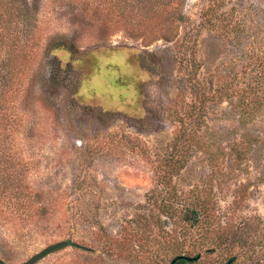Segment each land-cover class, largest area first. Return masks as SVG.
Masks as SVG:
<instances>
[{
    "label": "rangeland",
    "instance_id": "1",
    "mask_svg": "<svg viewBox=\"0 0 264 264\" xmlns=\"http://www.w3.org/2000/svg\"><path fill=\"white\" fill-rule=\"evenodd\" d=\"M64 241L264 264V0H0V264Z\"/></svg>",
    "mask_w": 264,
    "mask_h": 264
},
{
    "label": "water",
    "instance_id": "2",
    "mask_svg": "<svg viewBox=\"0 0 264 264\" xmlns=\"http://www.w3.org/2000/svg\"><path fill=\"white\" fill-rule=\"evenodd\" d=\"M72 243L70 241H64V242H60L57 243L55 245H52L48 248H46L45 250H43L42 252L38 253L37 255L33 256L31 259H29L27 262H25L24 264H37L39 263L41 260H43L45 257L49 256L52 253H55L69 245H71ZM180 259H184L187 261H196L198 260L197 258H189L186 256H181L178 259H175L174 261H172V264H175L177 260ZM235 262V258L230 259L226 264H233Z\"/></svg>",
    "mask_w": 264,
    "mask_h": 264
},
{
    "label": "trees",
    "instance_id": "3",
    "mask_svg": "<svg viewBox=\"0 0 264 264\" xmlns=\"http://www.w3.org/2000/svg\"><path fill=\"white\" fill-rule=\"evenodd\" d=\"M208 12H209V10L207 11V16L209 15L208 14ZM211 12V14H212V10L210 11ZM210 14V15H211ZM69 67L71 68V66L69 65ZM60 68V67H59ZM105 80H107V79H105ZM107 81H110L109 79L107 80ZM106 81V82H107ZM111 82V81H110ZM111 84H107L106 86H110ZM128 85V84H127ZM123 86V85H122ZM94 91H95V93L97 92V93H99L100 94V92H98L97 90H95V88H93V87H91ZM93 92V91H92ZM170 209H171V207H170V205H168L167 206V211H166V214H170ZM202 212H204V210L202 211V210H197V209H195V208H193V209H186L185 211H184V220L186 221V222H189V223H192V224H197L200 220H201V217H202V215H204V213L202 214ZM179 257H181V256H178V257H176L175 259H178ZM174 259V260H175ZM173 260V261H174ZM190 261H187V260H184V259H180V260H177L176 261V263L175 264H186V263H189ZM191 262H193V261H191Z\"/></svg>",
    "mask_w": 264,
    "mask_h": 264
}]
</instances>
